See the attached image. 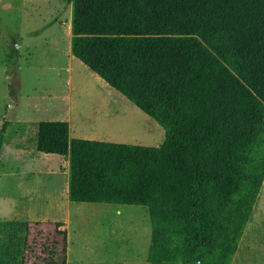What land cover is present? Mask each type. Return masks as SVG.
<instances>
[{
    "label": "trees",
    "instance_id": "1",
    "mask_svg": "<svg viewBox=\"0 0 264 264\" xmlns=\"http://www.w3.org/2000/svg\"><path fill=\"white\" fill-rule=\"evenodd\" d=\"M65 1L71 55L165 138H70L68 122L40 121L37 151L67 157L71 202L147 211L148 264H231L264 181V0ZM62 227L1 222L0 264H66Z\"/></svg>",
    "mask_w": 264,
    "mask_h": 264
},
{
    "label": "rangeland",
    "instance_id": "2",
    "mask_svg": "<svg viewBox=\"0 0 264 264\" xmlns=\"http://www.w3.org/2000/svg\"><path fill=\"white\" fill-rule=\"evenodd\" d=\"M4 1L9 4L0 0V128L6 120L13 125L0 157V223L53 221L67 209L36 199L61 189L68 160L37 151L38 122L69 120L70 138L142 146H159L165 132L71 56L70 4ZM12 49L18 55L10 64L6 54ZM262 185L231 264H264ZM27 207L32 212H22ZM69 210L66 264H147L151 226L143 207L74 202Z\"/></svg>",
    "mask_w": 264,
    "mask_h": 264
},
{
    "label": "crops",
    "instance_id": "3",
    "mask_svg": "<svg viewBox=\"0 0 264 264\" xmlns=\"http://www.w3.org/2000/svg\"><path fill=\"white\" fill-rule=\"evenodd\" d=\"M1 3L3 5H8L9 4L7 1H4V0H1ZM66 32H67L68 38L71 39V23L69 24L68 29H67ZM65 121L68 122L69 128H70L71 125H70L69 120H65ZM84 139H89V138H84ZM30 196H32V194H30ZM49 196L50 197H47V196L46 197L39 196L36 200H37V202L41 203L42 206H43V204H46L47 205L50 200H54V202H55V204L57 206L56 209L58 208L59 210H62L64 208H66L67 210L65 212L63 211L61 213L62 217L57 218V220H53V221L62 222L63 223V227L62 228H65L66 229V224L70 222V218H71V213H70V210L69 209L72 207V204H74V202H71L68 199V180L64 181V183H63V185H62V187H61L60 190L53 191ZM39 209H41L42 211H44L45 208L41 207ZM24 211H28V212L30 211V212H32L29 207H27L26 210H23L22 212H24ZM147 264H148V262H147Z\"/></svg>",
    "mask_w": 264,
    "mask_h": 264
},
{
    "label": "bare ground",
    "instance_id": "4",
    "mask_svg": "<svg viewBox=\"0 0 264 264\" xmlns=\"http://www.w3.org/2000/svg\"><path fill=\"white\" fill-rule=\"evenodd\" d=\"M263 186V185H262Z\"/></svg>",
    "mask_w": 264,
    "mask_h": 264
}]
</instances>
